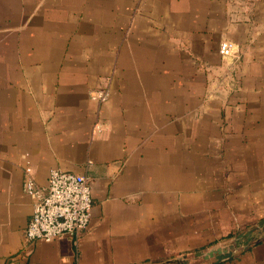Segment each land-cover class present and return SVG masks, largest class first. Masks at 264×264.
Returning a JSON list of instances; mask_svg holds the SVG:
<instances>
[{
  "label": "crops",
  "instance_id": "0c3cea01",
  "mask_svg": "<svg viewBox=\"0 0 264 264\" xmlns=\"http://www.w3.org/2000/svg\"><path fill=\"white\" fill-rule=\"evenodd\" d=\"M247 4L0 0V264H164L227 247L224 235L264 212V121L252 125L264 87L251 88L264 79V0L237 10ZM222 39L244 59L233 113L205 94L203 66L230 61ZM103 86L97 104L89 92ZM25 167L38 187L53 168L87 177L86 230L25 239ZM245 244L219 264H264V236Z\"/></svg>",
  "mask_w": 264,
  "mask_h": 264
},
{
  "label": "built area",
  "instance_id": "2783aa9c",
  "mask_svg": "<svg viewBox=\"0 0 264 264\" xmlns=\"http://www.w3.org/2000/svg\"><path fill=\"white\" fill-rule=\"evenodd\" d=\"M219 52L222 56H231L237 51L232 42L224 40ZM108 97V87L89 92V98L97 104ZM23 189L32 197V212L24 229L26 240L49 241L63 235L76 237L88 227L92 198L90 182L84 175L53 168L46 185L38 187L31 168L25 167Z\"/></svg>",
  "mask_w": 264,
  "mask_h": 264
},
{
  "label": "rangeland",
  "instance_id": "374dc122",
  "mask_svg": "<svg viewBox=\"0 0 264 264\" xmlns=\"http://www.w3.org/2000/svg\"><path fill=\"white\" fill-rule=\"evenodd\" d=\"M247 1L250 2L251 9L254 10L255 9V6H254L255 3L257 1H261V0H247ZM233 6H235V5H233ZM250 6L248 4L246 6L245 5H239V6H237V8H238L237 10H240V9L242 10L245 8V10L248 11V9H250L249 8ZM262 8H264V6ZM254 25L256 26L257 31H258V35H259L264 30V25H263V23H261L259 21H256L254 23ZM224 40H226V39H222V41H224ZM220 43H219V45H220ZM218 51H219V47H218ZM241 53L242 52H241V49L239 47V50L237 49V52L234 55H231L229 57L230 61H229V64L227 66H219V67H217V66L212 67L211 65L210 66L209 65L203 66L204 71L209 76L207 90H206L205 94L210 98V100L224 99L225 98V101L222 100V107H220V109L223 111V113H224V110L227 106L230 107L231 113H233V111L240 106L238 97L240 96V94L244 93V91H245V89H244L245 87L243 85V82H244V78H245L246 73H244V70L241 68V65H242L243 60H244L243 55ZM260 86L264 87V79H263V81H258L257 83L251 85V88H252V90H257L258 88H260ZM104 87H107V86L98 87L97 89L104 88ZM222 119H223V122H222L223 126H226V127L230 126L229 118L225 119L223 117ZM263 121H264V119H262V117H259L256 119V121H252V125L261 126ZM243 153L244 152H242L241 154L243 155ZM249 154H250V151L246 150V152L244 153L245 158H249L248 157ZM242 155H241V157H242ZM262 170L264 171V167ZM237 183H239V186L237 188L240 189L239 190L240 193H253V185L251 182L241 181V182H237ZM257 190H258L257 193H264V181H260L259 183H257ZM247 217H248L247 220L243 221L237 227H234L229 233H227L226 235H224L220 239V241H222L223 245L225 244L226 246H228L233 241V238L235 237L236 234H238L239 232H242V231H246L247 229L256 226L258 221L264 218V212H259L257 214L254 212H252L251 214L248 213ZM263 236H264V232H261L259 234L254 232L252 234V236L244 237L241 241H244L247 243L252 238L255 241H257L258 239L259 240L263 239ZM239 243L236 244L238 247H237V249H235V251H237L238 249H241L239 247L240 246ZM253 243H251V244H253ZM214 246H215L214 244H208V245H205V246L200 247L199 249H195V250L207 251L208 249H210ZM195 250L192 251L191 253H188V255H182L179 257V258H181V257L183 258V256H185L187 258L186 263H177V264H199V263L213 261V258H210L209 260H203L201 257H194L193 253L196 252ZM164 264H169V263H164Z\"/></svg>",
  "mask_w": 264,
  "mask_h": 264
},
{
  "label": "water",
  "instance_id": "95a60500",
  "mask_svg": "<svg viewBox=\"0 0 264 264\" xmlns=\"http://www.w3.org/2000/svg\"><path fill=\"white\" fill-rule=\"evenodd\" d=\"M256 233H261L264 232V218L259 220L257 225L254 227H251L247 229L246 231L239 232L238 234L235 235L233 238V241L226 247V248H221V247H212L208 249L207 251H196L193 253L194 257H201L203 260H209L210 258H213V261L211 262H204V263H199V264H219L224 260L230 259L231 256L233 255V252L235 249H237V243H239L244 237H250L252 234ZM255 240L252 238L249 242H247L244 245V248H247L253 243ZM187 258L183 256V258H177L173 261H169V264H177V263H186Z\"/></svg>",
  "mask_w": 264,
  "mask_h": 264
}]
</instances>
